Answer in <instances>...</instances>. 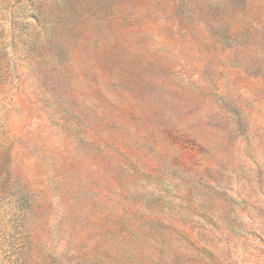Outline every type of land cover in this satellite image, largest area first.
<instances>
[{"label":"rangeland","instance_id":"rangeland-1","mask_svg":"<svg viewBox=\"0 0 264 264\" xmlns=\"http://www.w3.org/2000/svg\"><path fill=\"white\" fill-rule=\"evenodd\" d=\"M0 264H264V0H0Z\"/></svg>","mask_w":264,"mask_h":264}]
</instances>
